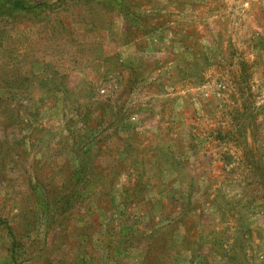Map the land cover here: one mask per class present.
I'll return each instance as SVG.
<instances>
[{
	"label": "rangeland",
	"instance_id": "1",
	"mask_svg": "<svg viewBox=\"0 0 264 264\" xmlns=\"http://www.w3.org/2000/svg\"><path fill=\"white\" fill-rule=\"evenodd\" d=\"M0 264H264V0H0Z\"/></svg>",
	"mask_w": 264,
	"mask_h": 264
}]
</instances>
